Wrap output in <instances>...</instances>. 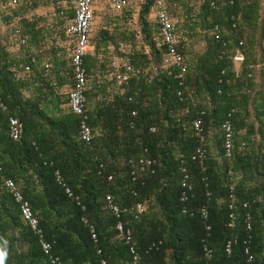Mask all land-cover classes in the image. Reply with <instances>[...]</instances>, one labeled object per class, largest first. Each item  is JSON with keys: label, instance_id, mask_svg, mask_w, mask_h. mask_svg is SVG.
Masks as SVG:
<instances>
[{"label": "trees", "instance_id": "trees-1", "mask_svg": "<svg viewBox=\"0 0 264 264\" xmlns=\"http://www.w3.org/2000/svg\"><path fill=\"white\" fill-rule=\"evenodd\" d=\"M153 1L142 4L140 19L145 21L149 8L153 10ZM166 1L179 8L176 0ZM215 2L216 8L211 9L201 0L196 12L201 22L207 18L201 25L204 42L193 65H186L182 85L163 69L133 77L117 89L112 79L108 78L107 84L104 74L102 78L93 75L96 100L90 104L86 81L83 108L92 132L88 145L78 137V116L59 107L67 102V92L60 100L53 91L55 84L71 86V66L66 79L54 81L50 68L46 74L42 68L34 70L40 55L28 54L23 64L29 63L30 57L34 62L29 63L24 78L37 75L34 81L38 85L35 95L26 97L22 93L25 79L15 78L9 64L0 60V98L6 105V110L0 111V246L5 251V264H50L38 235L20 217L18 202L4 186L7 178L36 217L41 237L50 245L48 254L57 256L62 264H100V260L132 264L127 245L116 235V220L105 207V194L112 195L119 207L120 220L130 228L142 264H264V146L262 152L256 149L254 154L235 133L236 117L250 104L254 82L264 71V3L258 17L259 0ZM178 13L183 18V13ZM66 23L60 26L65 36ZM215 23L220 28L217 40L210 32ZM242 24L258 27L247 50ZM142 25L146 42L149 32L146 23ZM222 25L231 35L223 33ZM40 28L31 32V44L37 45V35L43 33L44 37ZM58 28L54 25V30ZM239 40L244 59L235 71L231 56ZM181 43L178 49L185 61ZM162 54V47L150 42L147 52H134L130 59L133 65L145 67L160 62ZM90 56L85 53L82 58L87 79L92 74L86 61L94 71L103 67L100 59ZM94 61L98 63L91 64ZM47 95L54 96V101ZM231 109L232 149L225 157L221 123ZM261 115L256 132L264 142V104ZM8 116L17 119L16 139L8 135ZM195 118L201 121V143L191 127ZM239 120V126L243 125V117ZM242 137L247 139L246 134ZM198 145L205 152L201 161L190 158ZM139 157L154 159L153 171L136 172L131 180L128 161ZM181 166L188 171L192 187L184 202L179 200ZM55 171L63 185L56 182ZM244 177L250 186H244ZM230 185L232 199L228 196ZM65 187L71 195L65 193ZM135 202L146 204V210L136 218L131 209ZM243 202L247 207L241 206ZM229 211L234 214L232 227L227 225ZM245 211L250 216L248 231L244 229ZM89 225L93 226L94 240ZM248 233L250 239L245 244ZM227 240L229 253L225 251ZM245 245L249 261L243 252Z\"/></svg>", "mask_w": 264, "mask_h": 264}, {"label": "built area", "instance_id": "built-area-1", "mask_svg": "<svg viewBox=\"0 0 264 264\" xmlns=\"http://www.w3.org/2000/svg\"><path fill=\"white\" fill-rule=\"evenodd\" d=\"M110 7L113 12H120L124 7L129 5V0H108ZM208 6L211 9L216 8L215 0H206ZM17 0H7V6H13ZM227 2L232 3V0H227ZM94 0H75L73 6L72 16L67 20L65 26V34L73 39V46L70 54V66L72 71V83L67 91V106L69 110L78 116V137L83 141L85 145H88L92 138L91 128L86 121V115L84 114V103H85V89H86V74L85 68L83 66L82 58L85 55L88 47V39L91 31V24L94 17L93 9ZM153 15L157 25L156 32V46L162 47L163 54L160 59V62L141 67L138 65H133L131 63L130 55L133 53L130 49V45L126 43L118 42L116 47L117 53L111 55L107 63L108 68V78L113 80L115 88H119L123 85H126L128 81L138 75L145 74V72H151L153 74L157 73L158 70H166V72L172 73L173 78L177 80L178 85L183 83V74L186 69L185 61L178 49V39L176 35V27L181 22L182 18L178 13V8L175 2H167L166 0H154L153 1ZM210 32L213 35V38L217 40L220 36V28L218 24H213L210 28ZM20 43L24 42V39H19ZM242 41H237L233 49L231 56L232 65L239 67L240 63L244 59L243 52L241 51ZM261 48L263 51L264 59V28L261 34ZM146 52V50L144 51ZM33 57H30V62L33 63ZM26 63L20 66L18 69L14 65L9 69L12 71L15 78H22L29 72L30 64ZM50 65L48 63L42 64L43 74H46ZM234 69V68H233ZM23 75V76H22ZM177 95H180L181 92L177 91ZM6 105L2 102L0 98V111H5ZM231 109L227 114L226 118L221 123V129L223 134L222 148L223 154L225 157H229L232 149V126L230 122ZM134 114V112H131ZM191 127L195 136L197 137L198 142L204 140L201 129L200 118H195L191 121ZM150 130H153L151 128ZM7 131L8 135L12 139H16L18 136V126L17 119L13 116H8L7 118ZM204 149L201 145H198L193 153L191 154V159H198L201 161L204 158ZM132 170L131 180L135 179L136 172H143L145 170L152 172L154 159L148 157H139L137 160H129ZM180 172L182 173L180 180V196L179 200L184 202L187 200L191 191V184L187 181L189 173L184 166L180 167ZM110 176H107L109 179ZM55 180L57 183H61V177L57 171H55ZM4 186L7 191L13 197V199L18 202L20 217L23 219L25 224L38 235V242L41 247V250L44 254L48 255L50 264H62L57 256H50L48 254L50 245L41 237V231L37 227V219L33 216L31 209L27 201L23 200L18 189L16 188L14 182L7 178L4 180ZM63 185V184H62ZM64 191L67 195H71L67 187L64 188ZM232 186H229V199L233 198L231 193ZM104 204L109 213L115 218L114 229L116 235L120 238L125 245H127L128 252L131 255L132 264H142L139 260V255L136 251L134 241L132 240L131 230L120 220V209L115 203L113 196L110 194H105ZM243 208L247 207L246 202L241 203ZM228 208H232V203L228 204ZM133 217L136 218L146 210V204L143 202H135L131 207ZM202 217H206V210L201 208ZM234 214L232 211L228 213V222L227 225L232 227L233 225ZM244 229L246 231L250 230V216L249 212L245 211L243 215ZM90 236L94 240L95 233L93 226L89 225ZM208 229V226H206ZM250 235L247 234L244 243L249 242ZM205 249V248H204ZM205 253L208 254V251L205 249ZM225 251L230 252V241L225 243ZM246 254V260H250V255L248 251V246H244V251ZM0 253H3L2 259H0V264H5V251L2 246H0ZM100 264H106L104 260H100Z\"/></svg>", "mask_w": 264, "mask_h": 264}, {"label": "rangeland", "instance_id": "rangeland-1", "mask_svg": "<svg viewBox=\"0 0 264 264\" xmlns=\"http://www.w3.org/2000/svg\"><path fill=\"white\" fill-rule=\"evenodd\" d=\"M75 0H17L13 6H7V0H0V60L5 63L6 59H26L32 54V48L36 44L30 43V34L38 27L44 32L40 34V45L45 47L43 59H69L73 46V39L62 34L60 26L71 16ZM178 12L183 13V18L176 27L178 44L184 47V58L187 68L196 60L197 54L202 49L204 38L201 25L206 23L207 18L201 22V16L196 17L201 0H176ZM145 0H129L127 5L120 12H113L108 0H94V17L91 24V31L88 39L86 53L92 54L90 59H100L102 69L107 65L111 55L117 53L118 42L130 45L133 53L139 54L148 51V44L156 46V22L152 8L145 14L144 19L139 18V11ZM264 0H259L258 17L262 15ZM186 13V17H185ZM197 18V19H196ZM199 19V20H198ZM25 21L28 25H25ZM142 23L147 25L148 36L146 42L143 40V33L140 29ZM54 25L59 28L54 30ZM199 25V26H198ZM242 24V35L245 37V50L250 47V38L255 37L258 27ZM146 27V26H145ZM223 33L231 35L227 26L222 25ZM3 33L6 34V41L3 42ZM24 39L20 43L19 39ZM253 44V43H251ZM255 45L253 47L255 53ZM179 48V46H178ZM56 55V56H55ZM141 58V56H140ZM107 73V72H106ZM150 73V72H149ZM67 78V73H66ZM69 78V76H68ZM99 78V77H98ZM263 80L264 71L259 73ZM106 82L108 74H106ZM95 79L91 76L87 79V102H95ZM66 96V94H65ZM264 99V98H263Z\"/></svg>", "mask_w": 264, "mask_h": 264}, {"label": "crops", "instance_id": "crops-1", "mask_svg": "<svg viewBox=\"0 0 264 264\" xmlns=\"http://www.w3.org/2000/svg\"><path fill=\"white\" fill-rule=\"evenodd\" d=\"M38 38H40V35H37ZM3 42L5 43L6 41V34L3 33L2 36ZM40 44L39 39H38V43L36 46H33L32 48V52L35 53L38 57L40 55V59L36 60V64L33 66L34 70H36L37 72H39L41 70V66L43 63H48L50 65V70H51V75H52V80L56 81V80H64L66 79V73H68V69L70 66V60L69 59H43L41 57H44V55L46 54L45 52V47L38 45ZM42 54V55H41ZM54 56V53H53ZM56 56V55H55ZM50 60V61H49ZM24 59H6L5 63L9 64L8 67H11L12 63H17L18 65H16V67L19 69L20 66L23 65L24 63ZM96 63H98V61H96ZM95 61L92 62L91 64H96ZM90 64V65H91ZM11 65V66H10ZM84 66V64H83ZM89 70V72H91V77H99L102 78V75L105 77L106 74H108V68L107 65H105V68L102 69L101 67V71L98 72L97 70H93V68L89 67V64L87 65V61H86V65ZM85 68V67H84ZM234 70L237 71L238 67L237 66H233ZM107 72V73H106ZM35 75V74H34ZM23 76V75H22ZM257 76V75H256ZM37 77V75L33 78H24V76L22 77L23 79H25V88H23L22 93L24 96L28 97L30 95H35L36 89H37V85L34 81V79ZM259 76H257L255 82H254V87L252 88V97H251V102L250 104H248L246 109H243L242 114L237 115L236 117V127L238 128V130H236V135H238V140L239 141H245L247 148L252 150L254 154H256V149H259L261 152L263 151V146H264V142H262V140L260 139V137H258V133L256 132L257 128L260 126V121L262 120V108H263V104H264V92H262V88H263V80L262 78H258ZM69 88V84H60L57 85L56 84L53 86V91L54 93L57 95V97L60 100H64L65 96L64 94H66L67 90ZM52 99L54 101V96L53 97H49L47 95V99L49 100ZM47 107L50 108V110L54 111L55 108H51L52 105L47 103ZM63 110H68V106L66 102H63L60 104V106ZM240 117H243V125L239 124L241 123V121L239 120ZM251 125V126H250ZM246 134V138L244 139L242 136H244ZM210 153L213 152V147H210ZM247 176V174H246ZM240 177V175H239ZM245 180V181H244ZM244 181V186H250L248 185L250 182H248V179L244 177L243 179Z\"/></svg>", "mask_w": 264, "mask_h": 264}, {"label": "clouds", "instance_id": "clouds-1", "mask_svg": "<svg viewBox=\"0 0 264 264\" xmlns=\"http://www.w3.org/2000/svg\"><path fill=\"white\" fill-rule=\"evenodd\" d=\"M249 234V233H248ZM250 235V234H249ZM3 253H0V259H2V257H3ZM139 260H140V258H139ZM247 261V260H246Z\"/></svg>", "mask_w": 264, "mask_h": 264}]
</instances>
